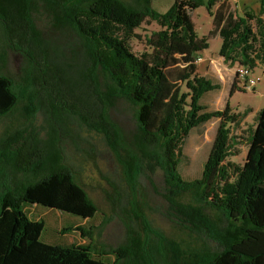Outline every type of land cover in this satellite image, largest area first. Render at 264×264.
Here are the masks:
<instances>
[{
  "label": "trees",
  "instance_id": "trees-1",
  "mask_svg": "<svg viewBox=\"0 0 264 264\" xmlns=\"http://www.w3.org/2000/svg\"><path fill=\"white\" fill-rule=\"evenodd\" d=\"M218 1L206 2L211 29L198 37L190 15L202 0H174L163 13L151 0H0V28L26 68L20 78L0 69V120L16 111L23 120L22 129L0 137V264H264V105L243 165L223 174L234 142L229 125L239 124L238 115L227 102L221 111L203 105L220 87L196 64L209 39L219 37L223 61L264 67V0L258 13L242 16L223 3L212 13ZM145 22L159 30L144 36L148 51L136 56L129 40ZM118 102L132 108L131 134L110 116ZM40 111L43 124L35 126ZM213 119L219 124L201 174L184 180L183 145ZM72 122L105 144L125 186V239L95 256L90 242H42L44 223L25 211L36 205L84 221L98 212L68 155L87 142ZM157 174L162 215L186 239L166 236L145 211L142 181L152 185ZM93 229L76 227L89 241ZM108 256L112 261L102 259Z\"/></svg>",
  "mask_w": 264,
  "mask_h": 264
},
{
  "label": "rangeland",
  "instance_id": "rangeland-1",
  "mask_svg": "<svg viewBox=\"0 0 264 264\" xmlns=\"http://www.w3.org/2000/svg\"><path fill=\"white\" fill-rule=\"evenodd\" d=\"M131 2L132 0H124ZM204 5L193 10L190 19L194 24V30L198 37L206 36L211 29L212 16L208 11L206 2ZM174 0H151V6L158 12H165ZM228 5L239 16L245 10L258 13L260 11V0H219L211 8L214 13L221 4ZM41 28L46 31L49 26L45 21L39 22ZM159 30L157 24L152 22L143 23L136 29L135 36L129 40V48L136 56L148 51L144 44V36L152 31ZM51 38H58V32L52 31ZM69 38V36H67ZM70 41V40H69ZM219 37L209 39V47L196 55L198 73L209 78L213 83L219 85L220 89L208 93L202 100L203 105L210 111L224 109L226 102L229 104V113L237 114L239 124L229 125L231 140L230 154L221 165L223 174L230 176L237 167L244 162L250 130L255 125V117L264 105V67L258 65L249 72L248 79L254 83L252 88L243 87L242 81L236 75L237 64L231 65L218 55L220 48ZM0 69L7 75L20 78L24 74L25 60L18 54H14L7 46L2 30L0 28ZM234 83V93L230 96L231 85ZM111 118L122 128L126 134L134 130L132 108L123 102H118L110 112ZM45 114L40 111L34 121L35 126L43 124ZM237 120V121H238ZM23 120L16 111L13 115L0 120V137L5 129L9 133L23 128ZM219 120L213 119L190 132L183 145L185 159L179 164V173L184 180L198 178L203 169V164L209 153ZM70 127L87 139V142L80 144L78 151L71 148L68 151L73 166L78 171L79 183L86 190L90 199L95 203L98 212L89 220L70 214H62L58 211L47 210L40 207V210L49 212L41 220L44 223V230L40 236L42 242L48 244H88L94 249V256L102 249L114 248L125 239L126 228L122 222L121 211H125V186L120 176V170L114 158L105 144L96 136L89 134L84 128L78 129L74 122ZM162 187V180L159 174L152 178V185L144 179L142 181V202L147 206L146 213L153 225L159 228L166 236L174 239H186L177 227L168 222L162 215L165 211V203L158 196ZM60 218H57L58 215ZM87 229L94 226L91 241L82 237L76 227ZM65 230V231H64ZM105 261H112V257H103Z\"/></svg>",
  "mask_w": 264,
  "mask_h": 264
},
{
  "label": "crops",
  "instance_id": "crops-1",
  "mask_svg": "<svg viewBox=\"0 0 264 264\" xmlns=\"http://www.w3.org/2000/svg\"><path fill=\"white\" fill-rule=\"evenodd\" d=\"M263 19H264V15H263ZM199 54L201 55V53H199ZM25 211H26L27 215L31 219H33V220H40V221H42L41 220L42 218H44L45 216H47L48 214H50L49 212H45L43 210H40L39 206H36V205L26 207ZM60 215L61 214H59L57 218H60Z\"/></svg>",
  "mask_w": 264,
  "mask_h": 264
},
{
  "label": "built area",
  "instance_id": "built-area-1",
  "mask_svg": "<svg viewBox=\"0 0 264 264\" xmlns=\"http://www.w3.org/2000/svg\"><path fill=\"white\" fill-rule=\"evenodd\" d=\"M234 2H237V0H234ZM249 72L250 71L244 67L237 66L236 68V75L242 81L243 87L247 89L252 88V85L254 83L252 80L248 79Z\"/></svg>",
  "mask_w": 264,
  "mask_h": 264
}]
</instances>
